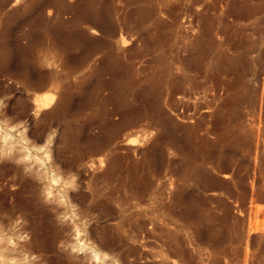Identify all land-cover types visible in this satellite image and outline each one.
Instances as JSON below:
<instances>
[{"label": "rangeland", "instance_id": "obj_1", "mask_svg": "<svg viewBox=\"0 0 264 264\" xmlns=\"http://www.w3.org/2000/svg\"><path fill=\"white\" fill-rule=\"evenodd\" d=\"M25 1L10 0L0 11V264H264V73L248 74L254 91L249 102L241 105L244 126L252 132L253 148L245 164L247 169H238L233 161L224 166L207 163L204 166L209 174L192 179L170 173L167 163L161 174H154L153 165L144 163L137 171V185L119 187V180H110L105 174L107 151L77 160L76 151L65 148L66 134L74 139L80 119L62 108L57 111L61 85L30 89L25 78L20 77L22 74H18L25 49L15 44L16 35L28 30L25 19H35L38 10L43 9L38 4L25 13ZM70 1L74 0H66ZM114 1L121 12L124 1ZM170 1L181 3V24L186 28L189 23V38L200 31L198 12L206 6L210 16L215 10L220 12V25L224 20L243 25V33L226 32L230 40L224 47L229 53L244 52L242 55L253 69L255 58L264 48V32L257 33L250 25L261 13L236 19L227 12L231 0ZM188 4L192 8L188 9ZM16 7L21 8L17 21L11 13ZM50 14L67 17L71 12L56 13L51 9ZM159 15L169 19L164 9H159ZM257 27L264 28V22ZM90 33L101 34L95 27L90 28ZM137 37L120 28L115 39L118 47H128L141 44ZM214 37L222 42L227 39L222 32H215ZM26 39L18 37L20 44ZM45 49L33 48L39 57L37 66L59 69L60 61L48 58ZM148 56L135 57V66L144 65ZM78 77L79 72L67 81L81 82ZM93 79L88 78L87 90ZM70 89L73 95L68 98V105H73L79 93ZM211 93L201 92V97L195 93L188 111L197 110L195 104L204 102ZM224 94L225 89L220 87V101ZM196 108V116L208 110ZM67 123L71 126L67 127ZM203 125L211 127L208 121ZM97 129L87 126L85 136ZM211 132L209 136L213 137ZM150 142L151 138L133 134L121 140L117 151L123 153L129 147L131 157L141 160L142 150ZM168 151L172 156V149ZM175 157L179 161L181 156ZM71 159L75 160L69 164ZM123 161L130 164L128 158ZM177 188L180 195L175 202L172 198ZM190 195L198 203V211L181 202ZM191 210L203 219L182 217Z\"/></svg>", "mask_w": 264, "mask_h": 264}, {"label": "bare ground", "instance_id": "obj_2", "mask_svg": "<svg viewBox=\"0 0 264 264\" xmlns=\"http://www.w3.org/2000/svg\"><path fill=\"white\" fill-rule=\"evenodd\" d=\"M8 1L0 0V11ZM123 1L121 12L114 0H26L22 8L28 13L34 10L35 5L43 6L35 19L24 20L28 30L16 35L15 44L25 49L22 64L17 67L18 74H22L20 77L25 78V85L30 89L38 90L48 85L59 88L61 85L57 111L62 108L80 119L75 125L77 134L74 139L66 134L65 148L75 150L77 160L107 151L105 174L110 180H119V187L124 188L137 185V171L144 163L153 165L154 174H161L167 163L170 173L192 179H202L209 174L204 166L207 163L217 162L224 166V163L233 161L238 169H247L245 164L253 148L252 132L244 126L241 105L249 102L251 91H254L248 74L264 73V48L255 58L252 69L248 58L242 55L244 52L229 53L224 47V43L230 40L226 32L243 33L244 26L225 20L220 25V12L217 10L211 16L205 11L209 6L198 12L201 29L189 38V23L184 24L186 28L181 24V3L170 0L157 3L154 0ZM186 7L190 9L192 5ZM20 9L12 10L13 20L17 21ZM51 9L56 13L68 10L71 15L53 16ZM159 9L168 12L169 19L160 16ZM227 12L236 19L261 13L250 27L257 33L264 32V28L257 27L264 22V0H231ZM91 27L98 28L101 34H91ZM120 28L136 33L141 44L118 47L115 38ZM215 32H222L227 39L223 42L216 39ZM20 36H26L24 44L19 43ZM36 46L46 47V55L54 61L59 60L60 68H39V57L33 50ZM1 48L4 49L3 46ZM72 51L73 55L69 53ZM146 54L149 56L145 64L136 67L134 58ZM78 72L81 82L67 81ZM90 77L94 79L89 84L91 89L87 90ZM70 87L79 93L73 105H68V98L73 95ZM220 87L225 89L221 101ZM105 89L107 93H103ZM207 90L212 93L204 102L195 100L194 108L199 110L196 107L202 106L208 109L207 112L197 116V110L189 112L191 97ZM207 121L210 128L203 125ZM90 125L98 129L85 136L84 132ZM210 132L214 133L213 137L209 136ZM133 134L151 138L150 144L142 150L141 160L131 157L129 147L123 153L117 151L121 140ZM169 149H172V156ZM175 155L181 156L179 161ZM126 158L130 159V164H124ZM74 160L71 159L69 164ZM179 195L177 188L173 201L177 202ZM134 196H137V191ZM181 202L193 210L198 205L192 195ZM194 211L183 213L182 217L202 220L203 217Z\"/></svg>", "mask_w": 264, "mask_h": 264}]
</instances>
